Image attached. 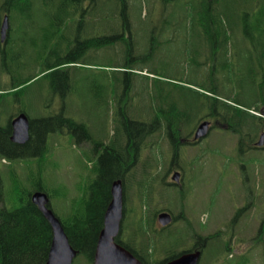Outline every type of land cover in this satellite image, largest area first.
Here are the masks:
<instances>
[{
	"label": "rangeland",
	"instance_id": "374dc122",
	"mask_svg": "<svg viewBox=\"0 0 264 264\" xmlns=\"http://www.w3.org/2000/svg\"><path fill=\"white\" fill-rule=\"evenodd\" d=\"M80 1L17 0L18 8L12 11L14 58L5 55L4 60L16 72L15 58L19 63L27 61L21 76L33 71L36 77L21 95L0 97V125L20 110L35 120L62 111L89 129L93 143L77 142V136L63 127L49 135L51 154L42 162L0 158L7 208L15 205L21 185L26 187L23 190L40 185L61 219L69 205L60 197V187L70 193L77 182L86 184L87 172L96 165L88 150L114 144L115 120L121 121L123 112L147 124L153 115L173 114L174 108L188 132L213 110V97L243 110L260 109L264 66L259 56L264 37L249 32L256 34L253 40L246 32L245 21L250 18L251 23L257 13L245 0H207L208 15L201 14L203 1L194 11L193 0H177L175 5L171 0H126L124 10L120 0ZM231 2L236 3L234 31L225 30ZM5 4L0 0V7ZM208 16L219 33L212 38L198 31L203 29L201 17ZM72 58L74 63L56 68L65 73L52 74L55 68L39 71L45 62ZM2 70L0 53L1 85ZM245 123L252 138L253 120ZM228 136L235 135L213 129L195 147L178 146L177 161L184 173L180 189L163 184L165 163L172 158L168 143H159L157 137L153 146L143 150L137 163L144 169V192L140 199L130 190L121 235L125 243L142 249L151 264L190 250L200 237L213 233L218 235L207 241L197 264H264V230L257 240L264 220V148L240 152L237 140H227ZM163 210L175 219L161 228L154 217ZM145 216L148 220L139 227L147 233L141 239L135 224ZM73 264H90V260L77 254Z\"/></svg>",
	"mask_w": 264,
	"mask_h": 264
},
{
	"label": "trees",
	"instance_id": "16d2710c",
	"mask_svg": "<svg viewBox=\"0 0 264 264\" xmlns=\"http://www.w3.org/2000/svg\"><path fill=\"white\" fill-rule=\"evenodd\" d=\"M76 1V0H71ZM123 5V10L125 9L126 0H120ZM203 1L204 8H202V15L209 14V6L206 4L207 0H198ZM206 1V2H205ZM62 2V0H61ZM88 2V0H87ZM246 4L249 6V9L254 10L255 14L251 18V23L247 18L246 23V32H255L257 35L264 37V0H245ZM78 3V2H77ZM81 3V1H80ZM78 3L77 6L80 4ZM82 3H84L82 1ZM93 3V2H91ZM175 1L173 2V4ZM188 3H191L188 1ZM234 2L229 3L230 7L226 8V16L229 17V22L225 30L234 31L236 28V9ZM175 5V4H174ZM76 6V7H77ZM18 8L17 0H6V4L0 7V12L2 15L5 13L8 16L9 24L14 20V12ZM187 9L191 11V6L188 5ZM247 13L248 11H245ZM125 16V15H123ZM201 22H203V29L200 32L208 37H213V26L216 23L212 21L208 16L207 18L201 17ZM220 29V28H219ZM7 36L6 42L4 45L0 44V53H1V62L3 65V82L0 84V97L7 95H21L25 89V86L33 78L35 74L31 71L27 76H21L23 69L26 68L25 62H20L16 59L17 72L10 67L9 62L4 60V56L8 55L7 58H14L11 52L12 44L14 43L13 39L10 38V31ZM199 31V30H198ZM216 31L214 30V33ZM217 33V32H216ZM226 34V33H225ZM252 35L253 40L256 38V34L249 33ZM219 35V33L217 34ZM222 35H224L222 33ZM225 36H228L227 34ZM125 42L126 40L123 39ZM15 44V43H14ZM262 53L259 56V63L264 66V43H262ZM261 47V44L259 45ZM73 61H68L67 59H57L54 64L45 62L44 68H41L40 72H47L55 68L52 74L55 73H65V71H58L56 68L61 65L74 63L75 58H72ZM15 71V72H14ZM128 73V72H125ZM262 87L259 98V106L264 105V67L262 68ZM15 75V76H14ZM5 76H8L10 82L6 83ZM64 81L68 80V76L65 75ZM66 90L68 91L69 85L65 84ZM196 93V92H195ZM198 93V92H197ZM123 104V103H122ZM211 107L214 111L220 113L225 111H244L242 107L233 106L227 102L220 101L217 98L212 99ZM250 107V106H249ZM249 107H247L249 109ZM19 113H27L24 110H20ZM17 113V114H19ZM171 113L176 114H155L153 115L150 125L145 129V124L137 123L136 119L131 117L130 114L121 113L122 120H115L116 132L118 134L117 140L114 141V147L109 145L104 146L103 154L98 158L95 168L89 169L86 176V184L83 186V183H76L75 189L71 190L70 193L66 192L64 186H61L60 197L64 198L68 203L69 211L63 213L61 219V224L63 229L68 237V241L74 250L78 254L85 255L90 264L92 263L94 251L97 242V236L103 225V215L107 207V204L110 200V182L112 179L123 178L121 176V170L131 166L132 161L134 160L133 165V174L131 177L124 178V197L127 201L130 190L137 192L138 198L141 197L142 192L145 188V176L143 167L137 163L141 158V153L143 149L149 147L150 143L153 140L154 133L155 136L159 134L158 130L154 131L155 121L162 120L165 116L166 123L169 124V128L175 132L176 128L180 127L181 117L176 113V109L172 108ZM14 114L9 122L1 126L0 125V158L7 159H28V158H37L38 161L42 162L50 153V150L47 147V140H49V135L53 132L62 131L64 127L67 131L71 132L74 137L77 136V142H92V137L89 129L83 125L74 122L72 119L65 117L61 113L58 116H48L40 119H30L29 118V138L24 144H17L10 140L11 136V119L16 116ZM127 115L134 120L132 122H127ZM164 115V116H163ZM223 116V114H221ZM59 119L58 123L52 124L51 122ZM247 119V118H246ZM229 121V120H228ZM118 124H117V123ZM51 123V124H50ZM157 129V128H156ZM80 133V135L78 134ZM144 141H142V139ZM75 139V138H74ZM124 142V143H123ZM126 142V143H125ZM40 143V145L38 144ZM116 144V145H115ZM124 144V147H122ZM39 145V147H37ZM99 144H97L98 146ZM132 148L133 159L130 156V150ZM142 150V151H141ZM129 166V167H130ZM82 179V177H81ZM21 184V183H15ZM141 186V187H140ZM26 187L21 185L18 188L21 194H16L14 196L15 205L12 208H7L5 204L3 185L0 176V264H45L48 257V252L50 249V243L52 238L51 228L46 219L39 212L38 208L31 202V195L35 191H44V189L37 185L34 189L23 190ZM49 196V195H48ZM141 199V198H140ZM125 207V204H124ZM125 215V208H124ZM148 217H141L136 222L137 235H141V239L145 237L147 231L140 228L144 221H147ZM152 219L150 220V223ZM123 224V222H122ZM264 225V222H263ZM218 233H213L200 237L198 241L187 251L201 250L205 247V244L208 240L217 236ZM147 240V239H146ZM117 242L121 244L125 249L130 251L137 259H139L142 264H151L150 259L146 256V253L142 251L139 247H134L125 243L122 235L117 239ZM179 254L174 255L170 258L164 259L161 262H166L172 258L177 257ZM160 262V263H161Z\"/></svg>",
	"mask_w": 264,
	"mask_h": 264
},
{
	"label": "water",
	"instance_id": "95a60500",
	"mask_svg": "<svg viewBox=\"0 0 264 264\" xmlns=\"http://www.w3.org/2000/svg\"><path fill=\"white\" fill-rule=\"evenodd\" d=\"M8 29L7 17H4L0 27V41L6 39ZM208 129V122H202L195 131L194 138L203 137ZM10 140L17 144H24L29 138V121L25 114L21 113L11 121ZM261 140L258 145H261ZM173 180H178L175 176ZM31 202L38 208L51 228L52 238L47 261L45 264H72L77 255L68 241L61 221L55 216L49 207V197L42 191H36L31 195ZM123 191L120 180L114 181L110 188V201L104 211L103 225L98 234L92 264H142L131 252L115 242L120 232L123 217ZM171 217L168 213H161L158 222L161 226L169 224ZM200 251L185 252L178 257L162 264H197Z\"/></svg>",
	"mask_w": 264,
	"mask_h": 264
},
{
	"label": "flooded vegetation",
	"instance_id": "af4514ba",
	"mask_svg": "<svg viewBox=\"0 0 264 264\" xmlns=\"http://www.w3.org/2000/svg\"><path fill=\"white\" fill-rule=\"evenodd\" d=\"M82 1L87 2V0H81V2ZM95 1L96 0H88V2H95ZM164 1H168V0H164ZM171 1L174 2L175 0H171ZM221 114H223V116ZM263 115H264V105L260 106V109L257 112L246 109L244 111H237V110L233 112L225 111V114H224V112L220 113L218 111L211 110L210 112L208 111L207 114H205V116H203L198 121L196 127H194L192 131H188V132H185L183 126L176 128V131L173 132L169 128V124L166 123L165 116L162 120L155 121L154 122L155 123L154 132L158 129L157 132L160 133L158 137L159 143L164 142V141L167 142L168 144L167 143L166 144L168 145V149L172 153L171 154L172 158L168 159L165 163V173L163 174L164 176L163 184L169 187H175L178 189L181 188L182 186L181 178L184 173H183L181 166L179 165V162L177 161L178 146L188 145L191 147H195L198 144H200L201 140L207 137V135H209L213 129H217L219 131L224 130L226 133H228V135L229 134L235 135V136H228L229 138H226V139L231 140L230 138H235L237 140V144H238L240 152L242 151L247 152V151L257 149L256 142L262 137H263V142H264V130H262L261 128V125H262L261 118ZM246 118L253 120L252 138H251V133L248 131L249 126H246L248 125V123H245ZM133 120H134L133 118L127 115V120H126L127 122L129 121L132 122ZM203 121L209 122V126H208L209 129L203 137L199 139H194L195 130L197 126ZM136 122L142 123L141 121H136ZM145 125H146L145 129H147L150 125V122ZM245 128H248L247 131H245ZM257 137H258V140H256ZM144 139L145 138H143L142 141ZM111 145L114 147V144H111ZM122 145H123L122 147H124V144ZM104 146L107 147L109 145L99 144L97 148L92 151V154L94 155L96 159V162H98V158L100 157V155L103 154V151L105 150ZM130 156H131V159H133L132 148L130 150ZM133 165H134V160L132 161L131 166L129 165L130 167L128 166L127 168H124L121 170L120 173L123 178L115 177L114 179L111 180L110 184H112L113 181L120 179L122 181V186H123V191H124V183H125L124 178L132 176ZM138 166H140V164ZM175 176L179 178L178 181L173 180V177ZM109 193H110V190H109ZM171 217L173 221L175 218L172 214H171Z\"/></svg>",
	"mask_w": 264,
	"mask_h": 264
},
{
	"label": "bare ground",
	"instance_id": "6f19581e",
	"mask_svg": "<svg viewBox=\"0 0 264 264\" xmlns=\"http://www.w3.org/2000/svg\"><path fill=\"white\" fill-rule=\"evenodd\" d=\"M213 27H214V26H213ZM213 33H214V31H213ZM212 35H213V34H212ZM215 36H217V33L215 34ZM215 36H214V37H215ZM97 237H98V236H97Z\"/></svg>",
	"mask_w": 264,
	"mask_h": 264
}]
</instances>
